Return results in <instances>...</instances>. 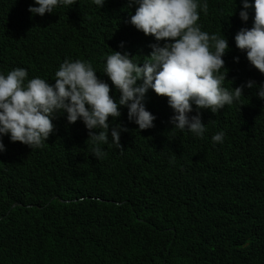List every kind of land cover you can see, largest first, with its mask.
<instances>
[{"label":"trees","instance_id":"trees-1","mask_svg":"<svg viewBox=\"0 0 264 264\" xmlns=\"http://www.w3.org/2000/svg\"><path fill=\"white\" fill-rule=\"evenodd\" d=\"M212 4L208 0V10ZM110 5V20H104V10L98 14L103 21L75 35H57L64 47L40 42L14 1L0 0V73L23 67L29 79L54 82L65 59L84 60L118 97L102 73L104 58L114 50L146 59L148 51L146 40L126 27L135 6L125 0ZM241 7L240 0H228L207 22L225 37L236 27L250 28L252 11L241 21ZM234 50L225 54L232 57ZM226 69L229 91L248 80L255 87H242L238 103L217 112L237 109L232 120L201 138L172 128V111L157 98L150 104L144 99L155 116L149 129L139 130L120 108L113 124L127 129L120 133L121 148L109 137L101 145L102 159L89 152L83 123L69 124L64 114L53 120L54 130L40 148L3 136L0 264H264V99L256 95L264 74L242 59L229 61ZM209 114L201 109V121ZM230 128L246 131L239 135ZM221 130L223 143H213ZM171 165L187 168L188 175ZM136 173L159 183L145 186Z\"/></svg>","mask_w":264,"mask_h":264},{"label":"clouds","instance_id":"clouds-1","mask_svg":"<svg viewBox=\"0 0 264 264\" xmlns=\"http://www.w3.org/2000/svg\"><path fill=\"white\" fill-rule=\"evenodd\" d=\"M10 1L18 7L17 13L26 14L38 40H48L55 46H66L57 35H75L77 29L103 21L98 14L104 10H108L104 20H110L109 13H114L110 0ZM125 1L127 7L135 6L134 14L126 21L127 30L146 40L144 50L148 54L143 56L146 59L130 56L127 51L112 50L106 55L102 73L118 91V97L109 94V84L99 79L97 70L84 60L65 59L51 79L54 82L41 77L29 79L23 67L0 73V152L5 151V135L11 142L40 148L54 130L53 120L64 114L69 124L77 120L83 123L88 130L89 152L102 159L105 152L101 145L108 144L109 137L112 145L121 148L120 133L127 129L113 124L121 115V107L127 109V119L139 130L154 126L155 116L145 108L144 99L150 104L152 98H157L160 106L168 105L172 128L199 138L232 120L229 118L235 116L237 109L223 112V118V113L217 116V112L238 103L244 96L242 87L252 89L255 81L248 80L229 91L230 86H224L226 67L229 61L242 59L264 74V0H240L238 16L247 21L251 9V27H236L226 37L221 30L216 34L207 21L215 19L217 8L222 9L228 0H213L209 10L208 0ZM118 47L123 48V42ZM229 50H234L232 57L225 54ZM256 95L264 99V83L259 85ZM201 109L210 111L206 122L201 121ZM261 110L264 116V103ZM193 111L195 114H191ZM230 129L239 135L246 131ZM224 136L221 130L211 140L223 143ZM172 168L180 176L188 175L187 168ZM135 179L149 187L159 183L158 178L140 173L135 174Z\"/></svg>","mask_w":264,"mask_h":264}]
</instances>
